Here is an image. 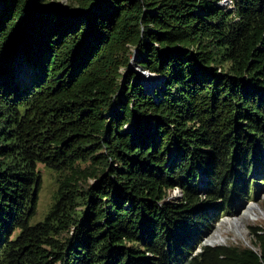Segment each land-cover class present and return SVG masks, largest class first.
I'll return each instance as SVG.
<instances>
[{
	"label": "trees",
	"instance_id": "1",
	"mask_svg": "<svg viewBox=\"0 0 264 264\" xmlns=\"http://www.w3.org/2000/svg\"><path fill=\"white\" fill-rule=\"evenodd\" d=\"M222 1L1 0L0 264H264L203 244L264 184V0Z\"/></svg>",
	"mask_w": 264,
	"mask_h": 264
},
{
	"label": "rangeland",
	"instance_id": "2",
	"mask_svg": "<svg viewBox=\"0 0 264 264\" xmlns=\"http://www.w3.org/2000/svg\"><path fill=\"white\" fill-rule=\"evenodd\" d=\"M227 0H223L222 4ZM228 2V1H227ZM67 2L61 1V4H66ZM3 9V4L0 1V13ZM19 73L21 78L27 77L29 72L31 71L30 67L21 60L20 62ZM130 68L137 73L135 77L136 81L141 82L147 89L150 87H154L156 83L146 81L145 76L147 78L152 77L151 80L156 79L154 74H150L142 69H140L134 61L130 63ZM29 77V76H28ZM27 80V79H26ZM264 160V153H262ZM38 170L42 176V189L39 194V202H38V211L36 216L33 218L32 223H37L44 219L46 214L50 211L52 204L54 203V197L59 186L61 179L66 176V173H58L51 169H48L45 165L39 164ZM260 177V176H259ZM262 179V178H261ZM94 182V181H92ZM261 183L260 181H258ZM257 186V192L253 194V198L251 200H244L242 203L234 204L233 208L229 211V213L222 215L219 214L217 218V222L215 223V227L209 237H207L203 244L207 245H249V236L247 227L250 225H264V184H259ZM200 187L203 191L206 190L205 187L207 185L202 181H200ZM181 198V191L175 189L172 192L171 199L177 200ZM254 208L255 212L252 215L248 214L247 211L250 208ZM216 232H219V237L217 238L215 243L208 242Z\"/></svg>",
	"mask_w": 264,
	"mask_h": 264
},
{
	"label": "bare ground",
	"instance_id": "3",
	"mask_svg": "<svg viewBox=\"0 0 264 264\" xmlns=\"http://www.w3.org/2000/svg\"><path fill=\"white\" fill-rule=\"evenodd\" d=\"M145 77H146V78H144V79H146V81H148V82H152V83H153V81H154V83H155L156 80H157V79H153V80H151L152 77H149V78H147V76H145ZM154 83H153V84H154ZM154 85H155V84H154ZM247 212H248V214L252 215V213L255 212V210H254V208L252 207V208H250V210L247 211ZM218 237H219V232H216V233H215L210 239H208V242H210V243H215Z\"/></svg>",
	"mask_w": 264,
	"mask_h": 264
},
{
	"label": "water",
	"instance_id": "4",
	"mask_svg": "<svg viewBox=\"0 0 264 264\" xmlns=\"http://www.w3.org/2000/svg\"><path fill=\"white\" fill-rule=\"evenodd\" d=\"M0 1H1V0H0ZM155 77H156V79H158V78H159V76H156V75H155ZM150 88H153V87H150ZM204 245H205V244H204ZM207 245H210V244H207Z\"/></svg>",
	"mask_w": 264,
	"mask_h": 264
},
{
	"label": "built area",
	"instance_id": "5",
	"mask_svg": "<svg viewBox=\"0 0 264 264\" xmlns=\"http://www.w3.org/2000/svg\"><path fill=\"white\" fill-rule=\"evenodd\" d=\"M227 3H228V2L226 1V2H224L223 4L226 5Z\"/></svg>",
	"mask_w": 264,
	"mask_h": 264
}]
</instances>
